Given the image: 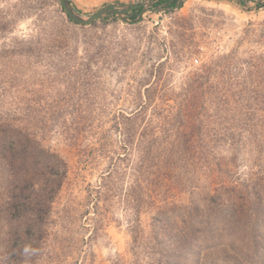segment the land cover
I'll return each instance as SVG.
<instances>
[{
	"label": "rangeland",
	"instance_id": "374dc122",
	"mask_svg": "<svg viewBox=\"0 0 264 264\" xmlns=\"http://www.w3.org/2000/svg\"><path fill=\"white\" fill-rule=\"evenodd\" d=\"M245 1L241 7L225 0H183L178 10L150 14L135 25L97 22L77 28L61 53L48 49L27 62L5 52L21 41L52 47L67 15L60 0H0V111L31 107L40 140L68 167L35 264H152V217L166 204L187 205L194 186H209L207 175L222 170L215 166L217 151L228 158L240 155L231 167L239 176L264 168V0ZM70 2L90 16L105 6L142 0ZM198 77L205 78L204 91L212 87L211 101L199 100ZM152 86L159 94L150 108L155 106L160 116L185 99L198 106L189 122L204 115L214 128H222L220 108L229 104L234 110L227 120L241 124L235 116L247 112L261 127L252 135L245 132L239 149L237 134L223 141L218 136L215 152L204 161L139 168L138 133L128 145L115 129V116L135 111ZM191 88L197 92L194 102ZM141 170L150 173L148 182L140 178ZM136 206H142L138 223ZM2 223L0 215V236ZM134 228L141 231L136 239ZM4 253L0 246V264H13ZM203 257L205 264L226 260L220 252Z\"/></svg>",
	"mask_w": 264,
	"mask_h": 264
},
{
	"label": "trees",
	"instance_id": "16d2710c",
	"mask_svg": "<svg viewBox=\"0 0 264 264\" xmlns=\"http://www.w3.org/2000/svg\"><path fill=\"white\" fill-rule=\"evenodd\" d=\"M152 2L154 7L163 4L175 7L178 0ZM245 2L236 3L244 7ZM62 10L65 12L63 6ZM132 12L139 13L140 10ZM97 22L118 21L105 18L92 25ZM60 24L63 28L54 37L52 47L43 49L41 45L35 47L21 41L5 53L21 60L39 57L48 49L61 53L63 44L76 38L77 28H86L68 17ZM164 65L162 63L157 68L160 70ZM153 77L151 74L150 79ZM150 79L145 83H149ZM159 79L160 76L153 81V86L158 85ZM204 81L205 78L198 77L195 82H198L203 97L199 100L205 103L204 99H212V87L204 91ZM144 85L146 87L147 84ZM153 86L145 89V98H142L146 102L135 111L115 116V129L123 134L128 145H133L138 133L139 149L142 148L139 168L151 170L161 164L173 166L177 163L185 167L193 158L192 165L215 152L218 136L221 135L223 141L226 138L232 140L237 134L236 137L240 138L236 147L239 149L245 132L250 131L252 135L257 131L256 127H261L254 125L253 115L247 112L244 116L237 112L236 121H243L241 124L227 120L226 116L234 110L229 104L220 108V114L224 115L216 113L217 116H225L222 128H214L204 115L189 122L188 119L195 115L192 110L198 106L185 99L170 113L160 116L155 106L154 111L150 108L159 94L158 88ZM192 92L189 97L194 102L198 97L195 90ZM33 112L31 107L0 111V215L5 230L0 236V246L7 256L5 261L13 264H35V255L42 250V240L52 224V204L68 173L66 162L40 140L41 127L33 123ZM156 117H162L163 122H157ZM212 132L215 137L208 138L207 134ZM217 153L215 166L222 170L207 175L210 182L207 188L194 186L187 205L166 204L158 208L152 217V264H205V253L213 255L218 252L224 255L225 264H264V168L259 163L255 168L261 167V170L239 176L231 172V167L237 164L240 155L228 158ZM211 165L212 160L206 168ZM139 172L143 182H148L150 173ZM141 207L135 208V223L139 222ZM140 233L139 228H134L133 237L138 238Z\"/></svg>",
	"mask_w": 264,
	"mask_h": 264
},
{
	"label": "water",
	"instance_id": "95a60500",
	"mask_svg": "<svg viewBox=\"0 0 264 264\" xmlns=\"http://www.w3.org/2000/svg\"><path fill=\"white\" fill-rule=\"evenodd\" d=\"M151 1L152 0H142L140 4L128 6L109 5L99 9L97 12L93 13L90 16H84L75 10L70 0H60L67 17L80 26H90L94 22L105 18L119 20L122 22H126L127 24H137L142 22L150 14L159 13L162 15L169 11H176L181 7L183 2V0H178L175 7H169L166 4L154 7ZM225 1L239 2L242 0ZM261 2L264 3V1ZM137 9L140 10L139 13L132 12L133 10Z\"/></svg>",
	"mask_w": 264,
	"mask_h": 264
}]
</instances>
